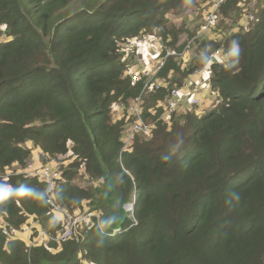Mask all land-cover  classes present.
I'll list each match as a JSON object with an SVG mask.
<instances>
[{
	"label": "trees",
	"instance_id": "trees-1",
	"mask_svg": "<svg viewBox=\"0 0 264 264\" xmlns=\"http://www.w3.org/2000/svg\"><path fill=\"white\" fill-rule=\"evenodd\" d=\"M242 1L214 8L238 28L208 66L216 105L165 116L171 90L195 69L170 56L162 86L142 97L153 126L125 150L128 121L110 108L129 105L141 83L130 80L121 44L156 33L163 50L182 52L175 44L188 30L171 16L195 12L199 0H0V174L25 168L35 148L67 155L54 202L101 215L69 239L28 246L9 228L32 216L55 237L67 222L47 182L0 177V264H264V5ZM244 11L253 17L242 27ZM80 168L97 184L76 181Z\"/></svg>",
	"mask_w": 264,
	"mask_h": 264
},
{
	"label": "built area",
	"instance_id": "built-area-1",
	"mask_svg": "<svg viewBox=\"0 0 264 264\" xmlns=\"http://www.w3.org/2000/svg\"><path fill=\"white\" fill-rule=\"evenodd\" d=\"M223 0H217L214 3V8L215 6L218 5V3L222 2ZM214 8L212 10H214ZM211 12V11H210ZM209 12V13H210ZM206 15L207 19L209 17V19H213L215 17L214 13H211ZM205 16V17H206ZM208 19V20H209ZM155 45H158L159 47V54L158 52L155 53ZM122 48L124 51H135L139 48V54H138V62L136 64H133L129 67L128 69V73L130 74V80L135 83V82H140L141 83V88L138 92V94L131 100L132 103L129 105H124L121 102H119V104H121V106L123 108H125L126 110V114H127V118H129L130 115L133 116L132 121L129 123V119H126L123 115V117L125 118L126 121H128V127L127 130L125 131V135H124V139H123V148L125 150L130 149V146L132 145V141H133V136L136 134H147L150 130V124L147 122H144L143 118H142V113H143V94L145 92V90H157L159 87L162 86V82L160 81V77L158 76V72L161 70L162 66L164 65L166 59L170 56H176L179 55V52L174 51H167L166 49L163 50V45L162 42L160 41V39H156L154 38L152 35L148 34V33H141L137 36H133L131 38H129L126 42H124L123 44H121ZM144 51H146V54L149 52V54L151 53L152 56V61L149 63H147L145 61V53ZM125 56H127L125 54ZM125 58V57H124ZM143 62L145 63L144 65H140V63ZM201 68V69H199ZM194 69V75L199 76V84H203L204 82V73L206 72V69L204 67H199ZM208 76V75H207ZM157 77V78H156ZM189 76L188 78H186V80L182 83V85L175 87L171 90V96H170V100L167 104L166 107V113L165 116H168V114L171 111H176L178 110L180 107L182 106H186L183 105L184 102V97L186 98L188 104L190 106H199V111H202L208 107L214 106L217 103V94L216 92L212 91L213 95H214V102L211 103L209 101H205L203 102L194 92H190L187 94V96H183L185 95L184 90L188 87L189 85ZM205 105L206 108H203L202 106ZM32 163H28V165L25 167V170L20 171V173H24L27 176H34L37 177V179L39 180H43L45 182H47V189H46V193L49 195V201L52 203V207H53V212L60 214L59 216H56L58 219L60 220H65L67 222V224L65 225V228L63 230V232L59 233L57 236L55 237H51L50 235H48L44 229H42V227H40V225L38 224L37 221H35L33 219L32 216H30V219H28V223L24 224L20 229L17 228H9V237L10 238H20L21 235L25 236V241L27 243L28 246H36V245H40L42 243H47L49 240H55L56 242L58 241H64L65 239H69L72 235H73V231L74 228L76 226L77 223H82V222H87L86 221V217L88 218V220H90L89 218L94 216L95 221H97L98 225H101L99 223L100 218L99 217V213L94 211V212H90V213H78V214H84V215H70L67 210L63 207H60L58 204H56L54 202V194H53V188L55 185V180L59 179V173L57 174L56 172L53 174H49V170L45 169L44 171H42V173L40 172H33L30 171V165ZM11 168H8L5 170L4 174H0V175H6L8 173H10ZM20 169L23 168H19L16 169L15 171H19ZM17 172H12L11 174H20ZM10 175V174H8ZM2 177V178H7L8 177ZM1 177V176H0ZM34 231H36V234H34ZM90 264V263H88Z\"/></svg>",
	"mask_w": 264,
	"mask_h": 264
},
{
	"label": "rangeland",
	"instance_id": "rangeland-1",
	"mask_svg": "<svg viewBox=\"0 0 264 264\" xmlns=\"http://www.w3.org/2000/svg\"><path fill=\"white\" fill-rule=\"evenodd\" d=\"M213 0H199L198 2V9L194 10L195 12H190V14L187 16H183V17H172V23L177 27L180 28L181 25L184 23V27L187 28L188 33L186 32H180L179 36H178V40L177 43L175 45H178V49H180L182 52L179 55H176L174 59L177 60V63H179L182 67L184 66H190L193 65L199 68V66L204 67L206 69V72L204 73V82L203 84H199V76L194 75V71H192L189 74V85L188 87L184 90V94L183 96H187L188 93L190 92H194L200 99L203 98V102L209 101L211 103L214 102V95L212 93V89L211 86L209 84V74H210V70H209V64L211 63V61L213 60H220L223 59V46H224V41L226 39V37L231 34L233 31H236L238 28L236 27L237 24H234L231 20L227 19L226 17H224L223 15H220L219 17L217 16V10H211V12L209 13V8L211 6ZM245 2H247V0H243ZM250 3V2H247ZM264 5V1L262 6ZM245 9V8H244ZM214 13L215 17L213 19H207L208 13ZM247 11H244L242 13V16L247 17L246 20L249 21V18H252L253 16L245 13ZM206 16V17H205ZM241 18V17H240ZM239 18V19H240ZM245 21V20H244ZM150 34V33H148ZM152 35L154 38L159 39L158 36H154L156 35V33L150 34ZM235 45H233L234 47ZM155 47V53L158 52L159 54V47L158 45L153 46ZM172 48V47H170ZM169 47L167 48V51H174V49H170ZM145 53V61L147 63H149V61H152V56L151 53L149 54V52L146 54V51H144ZM138 54H139V48L135 51H127L126 55H127V59L130 63L129 67L133 64H136L138 62ZM126 58V57H125ZM205 59V61H204ZM145 63L141 62L140 65H144ZM201 69V68H199ZM173 73V71L169 70L167 71L166 74L171 75ZM208 75V76H207ZM157 78V77H156ZM186 78H188V76H186ZM186 78H184V81L186 80ZM160 81L164 82L163 78L160 77ZM183 81V82H184ZM166 83V82H165ZM143 99V98H142ZM130 101V100H129ZM128 101V102H129ZM218 101V100H217ZM132 103V101H130V104ZM206 103V102H205ZM183 105L186 106H182L180 107L178 110H176V112L178 111H184V109L186 108H194V106H190L186 100V98L184 97V102ZM203 108H206L205 105L202 106ZM196 108H198L197 110L199 111V106H197ZM123 115H125L126 119H129V123L132 121L133 116L130 115L129 118H127V114H126V110L125 108H123L121 106V104H119V101H116L115 103L112 104L111 108H110V116L113 120L117 119V118H121L123 117ZM169 115V114H168ZM150 124V128L153 126V123H149ZM137 135L133 136L134 137ZM31 143H29L30 145ZM32 145V144H31ZM49 159V160H48ZM62 159H64L62 161ZM60 161H62L60 163ZM28 163H32L30 165V171L33 172H40L42 173V171H44L45 169L49 170V174H53V173H60L62 170V167H67L69 168V164L71 163V159L66 155L65 157L62 158H57V159H51L49 158L47 155H42L40 150L38 148L33 149L32 155H31V159L29 160ZM17 167V166H16ZM66 168V169H67ZM58 169L60 170V172L58 171ZM25 170V168L20 169L19 171H15L17 173H20V171ZM13 171V169H10V173L11 174ZM6 175H0L1 177H5ZM60 176V174H59ZM76 181L79 182H85L87 184H91V185H96L97 182L96 181H87L88 180V176L86 174H84V170L82 168L77 170V175H76ZM122 207L125 209V205H122ZM131 206L130 204L126 205V209H130ZM112 213H115L114 208H112ZM72 214V213H71ZM76 215H84V214H78L77 212H75V216ZM56 216L60 217V214L56 213ZM99 217H101L100 213H99ZM30 219V217H29ZM86 221H88V218H85ZM103 220V218H102ZM2 218L0 216V224H2ZM59 249V247H57L56 249L52 250L53 252H56ZM83 264H88L86 263V261L82 262Z\"/></svg>",
	"mask_w": 264,
	"mask_h": 264
},
{
	"label": "crops",
	"instance_id": "crops-1",
	"mask_svg": "<svg viewBox=\"0 0 264 264\" xmlns=\"http://www.w3.org/2000/svg\"><path fill=\"white\" fill-rule=\"evenodd\" d=\"M263 1H264V0H262L261 5L263 4ZM242 2H243V1H242ZM242 2H241V3H242ZM244 10H245V9H244ZM246 19H247V17H245V16H241V18L238 20L239 25L242 26V27L246 26V24L248 23V20H246ZM244 20H245V21H244ZM201 99L203 100V98H201ZM205 101H206V100H205ZM20 238L24 239L25 236H24V235H21Z\"/></svg>",
	"mask_w": 264,
	"mask_h": 264
}]
</instances>
